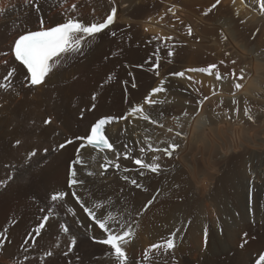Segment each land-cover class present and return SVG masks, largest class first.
<instances>
[{
  "label": "bare ground",
  "instance_id": "6f19581e",
  "mask_svg": "<svg viewBox=\"0 0 264 264\" xmlns=\"http://www.w3.org/2000/svg\"><path fill=\"white\" fill-rule=\"evenodd\" d=\"M64 1L39 0L42 5L40 15L46 21L62 22L63 18H58L52 10L67 4ZM215 2L216 0H80L76 11L68 16L81 18L85 23L102 22L113 6L117 8L116 23L112 26L125 22L126 27H121L122 31H131L135 41L142 40L140 48L138 47L140 50L137 49V55H133L135 60L125 61L126 57L122 58L117 54L114 60L111 59L113 52L120 48L117 42L121 40L118 37L124 35L121 31L116 38L98 40L78 61H70L52 77L51 83L45 88L21 90L23 76L19 74L13 81L14 91L9 93L0 89V181L4 182V186H0V231L7 230L8 235V240L0 248V264H37L39 252H24L28 244L20 246L28 238L26 235L29 229H22V232L20 228L12 227L17 213L23 209L25 212V208L31 204H39L37 207L42 212L39 213V222L40 217L49 210L60 213L63 221L68 220L78 237L77 252L83 257L78 264L118 263L114 255L110 254L108 246L91 240L90 236L103 237L94 225L89 227L87 216L71 195L62 202L54 203L50 200L54 192L69 190L68 162L74 158V148L49 154L43 153L42 149L56 147V142L62 141L65 134L85 135L90 126L105 115H126V111L129 112L135 103H142L157 76L156 71H159L157 77L165 81L167 91L153 98L165 103L154 107L145 105V108L159 124L130 117L127 121L121 120L110 125V138L115 141L116 153L120 154V158L117 159L110 151L82 150L81 155L87 167L78 169L82 178L87 172L93 173L87 177L84 187L75 189L87 206L103 202L109 205V211L127 218L130 223L138 222L133 223L136 239L127 250V264L139 262L144 258L145 249L166 239L175 228H181L185 220L189 221V225L181 228L175 253L180 255L182 250L195 246V243H204L208 193L215 189V183L221 174V188L217 190L221 192V206H225L230 199L233 208L239 213V220L247 223L252 214L250 208L255 210V206H258L264 209V13L259 10L258 0H221V4L215 8L220 15L213 17L216 12L205 15ZM25 3L26 0H0V8L7 9L0 15V50H8L17 32L16 25L22 21L23 27L35 30L37 13L26 10ZM170 9L174 15L169 13ZM189 26L192 28L191 35L188 34ZM23 27L20 29L21 33ZM142 27L147 32L160 34V39L164 37L166 42L155 34L142 35ZM219 32L221 42L214 37ZM247 33H251L253 38L247 39ZM169 51L173 55L169 56ZM139 56L147 61L139 62L148 64L146 69L135 67L140 61ZM175 58H182L187 64L177 68L173 64ZM202 58L205 60L201 61ZM221 61L224 63L221 64ZM212 64L218 66L215 70H221L222 74L229 73L231 78L222 77L218 83L216 80L212 82L204 72L187 71L190 68H207ZM184 67L187 68L184 77L166 76L170 72L173 74L183 71ZM241 72L244 78L236 80ZM4 74V68L0 67V77ZM109 76H112L111 80ZM189 76L192 77L191 80L187 78ZM97 81L99 85H91ZM125 81L127 84L124 85ZM2 82L0 79V83ZM133 82L137 85L135 88H132ZM237 82L244 87L236 89L234 85ZM94 93H99L96 101L103 104V110L90 117L86 108L95 103L91 100ZM205 95L211 96L210 101L205 99ZM201 100L204 101L202 107ZM188 101L189 106L186 103ZM213 102H221V105L225 102L232 110L224 115L218 108H212ZM247 109L249 113L246 112ZM81 111L84 112L83 117L79 114ZM185 112L188 115H184ZM49 114L55 117V124L51 127L42 123ZM250 114L253 116L251 120ZM176 116H180L181 125L180 122L175 123ZM160 124L165 126L161 127ZM53 128L60 133L59 136L53 133ZM169 128L172 131L178 129V138L174 135L176 132L168 131ZM17 138L24 141L23 147L15 146ZM174 143L179 144V148L171 157L164 155L162 151L152 150H162ZM34 147L40 149L37 157L26 159L28 151ZM234 150L241 151L243 162L237 163L235 160L236 163L223 172L221 157ZM124 154H128L129 158L125 159ZM155 156H160L158 162L162 166V171L158 174L146 169L139 170L134 163L136 158L150 163ZM118 162V170L103 168L105 163ZM139 171H143L144 176H140ZM255 173L260 177L253 183L251 177ZM124 176L129 179L124 180ZM132 179H136L143 188L132 185ZM154 195L157 198L149 210L137 215ZM26 223L24 222L25 226ZM50 223L52 226H46L42 231V238L37 237V243L40 247L54 249L58 221L52 220ZM220 246H210L212 249L208 259L213 264L221 258H218L222 255ZM223 250L227 252L226 249ZM28 254H35V259L23 262L22 258ZM179 255L152 253L146 264H184ZM58 256L55 253L50 258L46 257L43 262H71L67 257ZM71 264L75 262L72 261Z\"/></svg>",
  "mask_w": 264,
  "mask_h": 264
},
{
  "label": "snow or ice",
  "instance_id": "6c2138e0",
  "mask_svg": "<svg viewBox=\"0 0 264 264\" xmlns=\"http://www.w3.org/2000/svg\"><path fill=\"white\" fill-rule=\"evenodd\" d=\"M235 2V0H233ZM243 2V0H242ZM259 10L264 13V0H258ZM221 3V0H216V2L204 13L207 15L210 13L218 4ZM247 6V5H245ZM25 7L29 10H34L37 13V25L35 30L28 29L23 27V21L20 24L16 25L17 32L14 36L13 42L9 45L8 50H0V67L4 68L5 74L0 77L2 83H0V89H3L5 92L14 91V79L22 74V89L23 91L45 88L48 83H51L52 77L56 76L59 73V70L64 68L69 64L76 56L84 55V48L90 46L92 41H95L97 38L102 39L105 35V30H109L110 26L116 23L117 19V8L113 6L111 8L110 14L102 20V22L90 21L85 23L83 19L77 18L75 16H66L63 18L62 22H51L45 20L43 15H40L42 5L39 3V0H26ZM126 7V6H125ZM76 5H71V11H75ZM7 9L0 8V15L4 14ZM171 11V9H170ZM239 13H237L238 15ZM47 23V26H45ZM23 27L22 33L20 29ZM188 34H192V28L189 26ZM110 35L113 37L116 36V32L111 31ZM168 39H171L169 37ZM168 55H173V52L169 51ZM10 60L12 63H10ZM224 62L221 61V64ZM232 63H235L233 61ZM15 65V66H13ZM138 67H142L138 65ZM156 67H159L157 62ZM218 66L216 64L210 65L208 68H190L187 69L188 72H209L211 74L213 69H216ZM234 74V73H233ZM156 75L159 76V71H156ZM176 76L184 77L185 72H176ZM189 80L192 79L191 76L187 77ZM243 72H241L239 77H236V80H242ZM112 79V76H109V80ZM125 84L127 82L125 81ZM235 88L240 90L244 87L242 83H235ZM132 87L135 88V82L132 83ZM167 89L164 87V82H161L160 86L154 87L151 89V92L145 96L143 104H137L131 107L127 115H121L119 117L105 115L102 118L97 119L91 126L88 133L85 135H75L68 136L64 135L62 141L56 142V147L49 148L44 147L42 149L43 153L49 154L64 152L69 147L74 148V158L70 159L68 162V191H58L54 192L50 196L52 202H62L69 195L75 199L79 204L82 211L86 214L90 224L94 225L100 232V235L103 238H98L97 236H92L91 240L97 244L105 245L110 248V254L114 255L115 260L118 264H127L129 260L128 248L132 242L136 239V231L133 227V223H138L133 221L130 223L127 218L115 214L113 211H109V205L104 204L103 202H94L91 206H87L86 202L82 199L81 195L77 194L75 191L76 188L84 187L86 179L88 176L93 175L92 172H87L86 175L82 178L78 174V169L86 168L87 165L81 155V151L91 150H100V151H110L116 155V158H120V154L116 153V144L115 141L110 138L109 126L117 123L118 121L124 120L127 121L130 117L135 119H142L151 124H156L157 121L151 117L150 114H145V105L149 107H154L158 104H163L165 101L154 99L153 97L157 94L166 92ZM18 95V93H17ZM99 93H94L91 96L92 101H96ZM207 99V97H205ZM204 101H200L202 107ZM96 104L92 103L89 111L94 110ZM80 116H84V112L81 111ZM184 115H188L187 112ZM178 119V118H177ZM249 119H253V116L250 114ZM43 125L53 126L55 124V117L52 114H49L46 119L42 121ZM163 127V125H161ZM169 132L172 131V128L168 129ZM53 133L56 136H59L60 133L55 131L53 128ZM176 135H180L179 132ZM24 141L17 138L15 140V146L23 147ZM149 149H152L151 145H148ZM179 148V144H171L164 149H152L153 151H162L164 155L171 157L175 150ZM40 149L32 148L27 153L26 159L32 160L37 157ZM143 151V150H142ZM124 158L128 159V154H124ZM160 156H155L152 159V162H145L140 158L134 160L135 165L138 166L139 170H148L153 174H158L162 171V166L158 162ZM14 167V166H11ZM109 167L119 169V163H105L103 165L104 169ZM140 176H144L143 171H139ZM124 180H128V176L123 177ZM131 184L135 185L138 188H143L142 185L138 184L136 179L131 180ZM0 186H4V182L0 181ZM147 191V189H143ZM159 195V192H157ZM157 196L154 195L150 199L137 215L142 214L149 210L153 202L156 200ZM99 210V214H98ZM250 212L254 210L249 209ZM56 214L54 211L49 210L46 215L41 218V222L38 223L37 227L34 229L33 233L27 234L28 238L24 240V244L36 243L35 237L42 238V230L45 229L46 224L48 227H51L50 220ZM73 215H76L73 212ZM239 215V213H237ZM15 223V221H13ZM253 224L256 221L253 219L251 221ZM261 226L264 227V221H261ZM58 228L63 231L66 236L70 238L66 241L67 250L63 252V255L67 257L69 253L74 252L78 247V237L75 234H70V226L68 224H59ZM182 231L181 228H175L171 231L168 237L160 242L151 244L147 249L144 250L145 259H150V254L160 252L162 255L174 256L177 249V239L179 238V233ZM219 231L223 233L224 229L220 228ZM248 233L244 232L242 236V243L240 247H243L244 244L248 242L247 240ZM209 234L207 228L204 230V244L207 247L208 245ZM8 240L7 230L0 231V248L3 247V242ZM56 247H59V243L56 244ZM54 250H47L44 255L46 257H52L54 255ZM79 259V258H78ZM264 262V255L259 257L257 264Z\"/></svg>",
  "mask_w": 264,
  "mask_h": 264
},
{
  "label": "rangeland",
  "instance_id": "374dc122",
  "mask_svg": "<svg viewBox=\"0 0 264 264\" xmlns=\"http://www.w3.org/2000/svg\"><path fill=\"white\" fill-rule=\"evenodd\" d=\"M65 3H67V4H64L63 6H61V8L60 7H56V9H53L52 11L54 12V13H56V15H57V17L58 18H64V17H66V16H68L69 14H71V13H73V11H71V5H73V4H75L76 5V7H77V3H79L80 2V0H65L64 1ZM259 3V2H258ZM221 4V3H220ZM220 4H218L217 6H219ZM68 5V6H67ZM245 5H247V4H245ZM66 6V7H65ZM210 8V7H209ZM208 8V9H209ZM26 10L28 9V8H25ZM64 9V10H63ZM207 9V10H208ZM215 9V8H214ZM213 9V10H214ZM211 11V14L210 13H208V14H210V15H212V14H214L215 12H216V14H214L213 15V17L214 16H216V15H220L219 13L220 12H218L216 9L214 10V11ZM75 11H76V9H75ZM169 13L170 14H172V15H174V13H172L171 11H169ZM110 14V13H109ZM48 21V20H47ZM46 21V22H47ZM119 23V22H118ZM118 23L115 25V26H112V27H110V29H109V32H108V30H106L107 32H105V34L106 35H104V37L103 38H110V37H113L112 35H110V32L111 31H114V32H116V36L118 37V35L121 33V31H122V29L123 28H121V27H126V23L125 22H120L119 23V25H118ZM123 23V24H122ZM125 23V24H124ZM47 24V23H46ZM168 24H171L170 22H168ZM165 29V28H164ZM139 32H140V30H139ZM149 32V33H148ZM146 31V29H143V27H142V29H141V34L142 35H145V33H147V34H153V32L152 33H150V31ZM122 33L124 34L122 37L121 36H119L118 37V39L120 40V38H121V40L119 41V40H117V41H119V42H117V44L119 43V46H120V48H118L119 50H117V51H115V52H113V56L111 57V59H113L114 60V56L117 54V55H119V57H122V58H124V57H126L124 60L126 61V59L128 60V59H132V60H135L134 59V54L136 53V55H137V52L140 50L139 48V44L141 43L142 44V40H141V42L140 41H135V39H133L132 37H133V35L131 34V31H122ZM140 34V36L142 37V35ZM154 34H155V36L156 37H159L160 36V34L158 35V33H156V32H154ZM153 34V35H154ZM215 36V38H217V40L218 41H220L221 42V33L219 32V33H217V34H214ZM220 35V36H219ZM247 35V39H252L253 37H251L250 35H251V33H247L246 34ZM108 36V37H107ZM116 36H114L113 38H116ZM161 37V36H160ZM160 37H159V39H160ZM103 38L102 39H100V38H97L95 41H92L91 42V44H90V46H86L85 47V49H84V54L86 55V52H88V51H90L92 48H93V46L95 45V43H97V41L98 40H103ZM123 38V39H122ZM140 39H142V38H140ZM134 40V41H133ZM137 40H139V39H137ZM160 40H162L163 42H166V38H161ZM168 40V39H167ZM138 43V44H137ZM136 47V48H135ZM139 47V48H138ZM89 49V50H88ZM137 49H138V51H137ZM87 50V51H86ZM136 50V51H135ZM214 52H216V50L214 51ZM213 52V53H214ZM128 55H130V57L128 56ZM134 55V56H133ZM143 55V54H142ZM209 55H210V53H209ZM129 58H128V57ZM140 57V56H139ZM142 57V56H141ZM140 57V58H141ZM79 58H82V56H80V55H78V56H76L72 61H75V60H79ZM138 59V60H140V61H138V63H136L135 65V67H137V68H139L138 67V65H141L144 69H146L147 67V65H145V64H143V63H139V62H146L147 63V61L146 60H142V58L141 59ZM131 60V61H132ZM148 60V59H147ZM203 60H205L204 58H202L201 59V61H203ZM144 62V63H145ZM173 64L174 65H177V68H182L184 65H186L187 63H185L184 62V60L182 59V58H175L174 60H173ZM177 63V64H176ZM185 63V64H184ZM145 66V67H144ZM142 67H140V68H142ZM209 67V66H208ZM207 67V68H208ZM187 68H185L184 67V70H183V72H186L185 70H186ZM148 70H150V68H148ZM179 72H182V71H179ZM196 73V72H195ZM197 73H203V72H201V71H198ZM205 73V75L206 76H208L211 80H212V82H213V80H216L218 83H220L221 82V78L222 77H225L226 79H230L231 77L229 76V73H221V70H219V69H217V70H215V69H213L212 70V72H211V74L209 73V72H204ZM166 76H169V77H175V78H182V77H180V76H176V75H174V73L172 74V72H170L168 75H166ZM156 79V80H155ZM154 79V82L152 83V86H151V89L152 88H154V87H157V86H160V84H161V82H165V81H163V78H159V77H157L156 76V78ZM99 85L100 83H99V81H97L96 83H91V85L92 86H94V85ZM136 84V83H135ZM123 85V84H122ZM124 85H125V82H124ZM137 86V85H136ZM133 88V87H132ZM151 89L145 94V96H147L150 92H151ZM165 92H163L162 94H164ZM204 94V93H203ZM202 94V95H203ZM201 95V96H202ZM145 96H144V98H145ZM205 97H207V101H210V99H211V96H209V95H205ZM144 98H143V100H142V103L141 102H139V104H143L144 103ZM188 98H189V96H188ZM95 102V104H96V108L94 109V110H91V111H89V109L91 108V105H89L87 108H86V111L87 112H89L88 114H89V116L90 117H92V116H95L96 114H97V112H100V110L102 109L103 110V104H99V102L98 101H94ZM98 103V105H97V103ZM186 103H188L187 105L189 106L190 105V101H188V102H186ZM138 103H135L134 105H137ZM101 105V106H100ZM133 105V106H134ZM98 106V107H97ZM100 106V107H99ZM211 106H212V108L215 110V108H218L220 111H221V113L222 114H224L225 112L227 113V111H229V110H232V107L229 105V104H227V103H225V102H223L222 103V105H221V102L220 103H216V102H213L212 104H211ZM130 111V110H129ZM246 112L247 113H249V109H247L246 110ZM127 111H126V115H127ZM145 114H149V112L147 111V109L145 108ZM225 115V114H224ZM179 120H178V119ZM118 122H120V121H118ZM179 123L180 122V124L179 125H181V121H180V116H176V120H175V123ZM254 122V121H253ZM157 124H159L158 122H157ZM160 125H163V127L165 126L164 124H160ZM174 128H176V126L174 125ZM69 131H66V133H68ZM172 132H178V129H173V131ZM176 133H174V135L176 136ZM65 134V133H64ZM177 138H178V136H176ZM241 156V151H231L230 153H229V155H227V156H224L223 158L221 157V168H223V172H225L227 169H228V167L231 165V164H234V163H240V161H241V163L243 162V160H242V158L240 157ZM224 158H225V160H224ZM226 158H229V160L227 159L226 160ZM232 158H234V160L232 159ZM239 158H241V159H239ZM231 159V160H230ZM239 159V160H238ZM235 160H236V162H235ZM225 161V162H224ZM119 163V165H120V162H118ZM116 170H118V169H116ZM222 172V173H223ZM41 175V174H40ZM223 174H221L220 176L221 177H223L222 176ZM221 177H220V179L218 180V182H216L215 183V189H213V191L211 190L210 191V193H208L209 195V201H208V203H209V205L206 207V211H205V217H206V221H207V223H206V225H205V227H204V230H205V228H207V230H208V234H209V239H208V245H207V247L205 246V244L204 243H201V242H197V243H195V246H192L191 248H189L188 247V249H184V250H182V252L180 253V255H179V253H175L176 255L178 254L179 256V258H181V259H183L184 260V264H188V263H190V262H193V264H213V263H211L210 261H209V256H208V254L210 253V251H211V244H212V246L214 247V245H215V247H217V246H220L221 247V254L222 255H220L218 258H220L219 260L217 259V263L216 264H257V261L259 260V257L261 256V255H264V227H262L261 226V221H264V209H262L261 207H256L255 206V210H254V215H253V212H252V214H251V218H249L250 220L248 221V223L247 222H244V221H242V220H239L240 219V216L239 215H237V211L233 208V205H232V203H230L231 201H230V199H229V202L228 201H226V205L225 206H221V192H217V190H218V188H221ZM253 177V178H252ZM252 177H251V181L254 183L255 182V180L257 181V179H258V177H260L257 173H255V174H252ZM215 190V191H214ZM214 196V197H213ZM219 201H220V203H219ZM79 205V204H78ZM31 206V207H30ZM30 206H28V207H26L25 208V212H24V209H23V211H21V212H18L17 214L18 215H16V217H15V219H14V221H15V223L14 222H12V227H16V228H20L21 230L23 229V230H26V229H29V231H28V233L27 234H29V233H33V231H34V229L37 227V225H38V223H39V215L42 213L41 211H40V209L38 208L39 207V204L37 205V204H31ZM38 206V207H37ZM36 207V208H35ZM223 207V208H222ZM28 208V209H27ZM35 208V209H34ZM37 209V210H36ZM225 209V210H224ZM34 210V211H33ZM28 211H30V212H28ZM32 211V212H31ZM37 212V213H36ZM41 212V213H40ZM33 213V214H32ZM40 213V214H39ZM56 215L53 217V218H51V220H50V222L52 221V220H55V221H58L59 222V224H68L69 226H70V234H75L74 232H73V228H72V226H71V224L68 222V220H66V219H64L65 221H63L62 220V218H61V215H60V213H58V212H54ZM20 214V215H19ZM26 214H28V215H26ZM85 214V213H84ZM24 215L26 216L25 218H24ZM86 215V214H85ZM186 215H187V213L185 212V214H184V216L186 217ZM18 216H20V217H18ZM33 216V217H32ZM36 219H35V218ZM43 217V216H42ZM42 217H40V218H42ZM27 218H29L28 220H27ZM31 218H33V220L31 219ZM23 219V220H22ZM26 219V220H25ZM255 220L256 221V223L255 224H253L251 221L252 220ZM36 220V221H35ZM61 220V221H60ZM35 221V222H34ZM37 221H38V223H37ZM24 222H27L26 223V226H25V224H24ZM40 222H41V219H40ZM185 222V223H184ZM251 222V223H250ZM20 223V224H19ZM21 223H23L22 225L24 226H22L21 225ZM30 223V224H29ZM183 225H186V227H188V225H189V221H183L182 222V224H181V228L183 227ZM251 225H253V227L251 226ZM20 226V227H19ZM22 226V227H21ZM28 226V228H26ZM46 226H47V224H46ZM25 228V229H24ZM30 228H31V230H30ZM46 228V227H45ZM220 228H223L224 229V231H223V233H221L220 231H219V229ZM252 228V229H251ZM23 230H22V232H23ZM43 231V230H42ZM244 232H247L248 233V237H247V240H248V242L246 243V244H244V246L243 247H240V244L242 243V236H243V233ZM221 235H222V237L223 238H221ZM27 236V235H26ZM59 236V237H58ZM28 237V236H27ZM58 237V238H57ZM90 237H92V236H90ZM213 237L214 238H216L215 240H217V242L219 243V244H217V242L213 239ZM66 238V239H65ZM70 238V236H66L64 233H63V231L62 230H60L58 227H57V234H56V237H55V240H54V249H52V250H55V253H56V255L58 256V257H65L64 255H63V252L64 251H66L67 250V245H66V241L68 240ZM37 237H35V240L37 241ZM60 239V240H59ZM220 239H221V241H220ZM66 240V241H65ZM212 240V241H211ZM223 240H225V243H224V241ZM58 241V242H57ZM215 241V242H214ZM94 242V241H93ZM212 242H214V244L212 243ZM221 242V243H220ZM57 243H59V247H56V244ZM63 243V244H62ZM95 243V242H94ZM217 245H216V244ZM225 245H224V244ZM23 244V245H22ZM38 243L36 242V243H29L27 246H25V244L22 242L21 244H20V246L22 245V246H25V249L26 250H24V252L26 251V252H29V251H34V250H36V254H37V264H45L43 261H45L46 260V256L44 255V253L47 251V250H49L48 248H46V246L44 247H40L39 246V244L37 245ZM198 245V246H197ZM200 245H201V247H200ZM204 246V247H203ZM223 246V247H222ZM29 249H28V248ZM39 247V248H38ZM200 247V248H199ZM227 247V248H226ZM36 248H38V250L36 249ZM44 248V249H43ZM226 249V251L227 252H224L225 250H223V249ZM30 249H32V250H30ZM50 249V250H51ZM200 249V250H199ZM204 251H203V250ZM206 249V250H205ZM41 250V251H40ZM61 251V252H60ZM199 251H201L200 253H199ZM203 251V252H202ZM35 252V251H34ZM207 252V253H206ZM41 253V254H40ZM203 253V254H202ZM225 253V254H224ZM200 254H201V256H200ZM224 254V255H223ZM33 255V256H32ZM32 255H30V254H28L27 256H25V257H23L22 258V260H23V262L25 261V262H28V260L30 261L31 259H35V254H32ZM41 255V256H40ZM198 255V256H197ZM31 256V257H30ZM198 259H197V258ZM204 257V258H203ZM26 258H28V259H26ZM67 258L72 262H75V264H78L79 262H81L82 260H83V257L81 256V253L80 252H77V248L75 249V251L74 252H71V253H69V255L67 256ZM74 258V259H73ZM79 258V259H78ZM253 258V259H252ZM21 260V261H22ZM27 260V261H26ZM42 260V261H41ZM78 260V261H77ZM150 259H145V257L144 258H142L139 262H135V263H133V264H146V262H148ZM186 260V261H185ZM42 262V263H41ZM71 262L69 263V264H71ZM77 262V263H76ZM128 263V262H127ZM116 264H118V263H116ZM261 264H264V262H261Z\"/></svg>",
  "mask_w": 264,
  "mask_h": 264
}]
</instances>
